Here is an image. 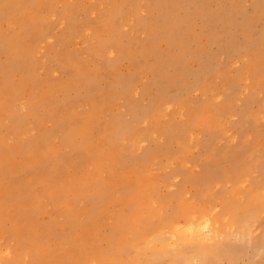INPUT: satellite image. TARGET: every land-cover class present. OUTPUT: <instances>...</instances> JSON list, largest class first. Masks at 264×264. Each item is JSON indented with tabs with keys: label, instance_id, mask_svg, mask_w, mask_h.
Masks as SVG:
<instances>
[{
	"label": "rangeland",
	"instance_id": "1",
	"mask_svg": "<svg viewBox=\"0 0 264 264\" xmlns=\"http://www.w3.org/2000/svg\"><path fill=\"white\" fill-rule=\"evenodd\" d=\"M0 225L15 264H264V0H0Z\"/></svg>",
	"mask_w": 264,
	"mask_h": 264
},
{
	"label": "bare ground",
	"instance_id": "2",
	"mask_svg": "<svg viewBox=\"0 0 264 264\" xmlns=\"http://www.w3.org/2000/svg\"><path fill=\"white\" fill-rule=\"evenodd\" d=\"M16 40H13L12 44H15L14 42ZM199 58V57H198ZM7 67V66H6ZM9 68V67H8ZM122 126V127H121ZM117 128H115L114 136H117L121 133V131L125 130L126 128L121 125ZM78 135L83 136V133H78ZM68 136V135H65ZM69 139V142L72 143V138L67 137ZM85 143V141H84ZM183 148H185V151H188L191 148V144L189 143H183ZM255 198H250L248 204H256ZM236 207L232 206L231 212L229 214L230 217V224L233 229V231L236 232L235 239H243L246 235H249L250 226H249V220L250 218L254 217L256 215V206H253L250 209L246 207V209L243 212L236 213ZM206 210H202L199 214V217H196L195 215L191 216L189 212H186L185 210H181V217L182 220L180 222H176V224H171L170 226V233L168 237L174 241L175 244L177 243H185V244H194L199 247V252H201L204 256L212 255L211 257H216V253L219 250V246L224 243L225 238L228 237L224 230L219 229L216 227V224L207 216ZM250 211V212H249ZM194 213V212H193ZM227 219V218H226ZM1 227V225H0ZM158 240H161L160 234L158 235ZM259 244L260 248L264 247V226H263V232L260 238L254 239L253 237L249 238L248 244ZM207 247V248H206ZM209 255V256H210ZM9 260H11L9 258ZM155 260V258H152V261ZM179 261L172 258L169 262V264H178ZM185 264L187 263V260L184 261ZM0 264H15V261H5L0 258ZM127 264H139V259L132 260L131 262ZM201 264H209L204 261H202Z\"/></svg>",
	"mask_w": 264,
	"mask_h": 264
}]
</instances>
